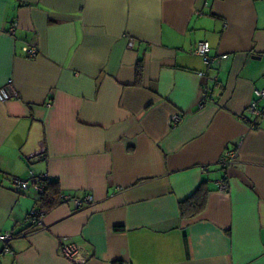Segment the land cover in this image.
Returning <instances> with one entry per match:
<instances>
[{
  "label": "crops",
  "instance_id": "obj_1",
  "mask_svg": "<svg viewBox=\"0 0 264 264\" xmlns=\"http://www.w3.org/2000/svg\"><path fill=\"white\" fill-rule=\"evenodd\" d=\"M199 40L226 58L206 65ZM8 82L0 232L22 230L36 205L11 181L30 171L92 202L49 210L11 254L0 241V264H264V111L247 112L264 87V0H0ZM227 148L237 156L220 191ZM198 188L203 210L182 216ZM61 241L85 260L65 258Z\"/></svg>",
  "mask_w": 264,
  "mask_h": 264
},
{
  "label": "built area",
  "instance_id": "obj_2",
  "mask_svg": "<svg viewBox=\"0 0 264 264\" xmlns=\"http://www.w3.org/2000/svg\"><path fill=\"white\" fill-rule=\"evenodd\" d=\"M132 45V40L129 41V46ZM209 42L205 40H199L195 43L192 52L198 54L202 57L204 63L206 65H212L214 63L219 62L221 59L226 58L225 54L221 55H212L209 53ZM24 52L33 57L37 54V49L31 46H24ZM200 75L204 73L200 72ZM212 81H216V75L210 76ZM205 90V98H208L209 87L204 86ZM16 91L12 87V85L8 82L7 85L0 89V100H8L12 96H16ZM253 98L250 101L247 112L252 115L254 118H258L261 116L262 111H264V87L256 88L253 91ZM201 105V104H200ZM183 119V115L179 112L172 114L169 118V123L171 126L177 125ZM250 127H254L255 124L253 121H249ZM237 152L234 148H227L221 154L218 164L222 168L224 175L219 180L216 181L217 189L220 191L228 190V182H227V172L229 168L236 161ZM202 170H207V165L201 166ZM49 180L50 176L47 174L34 175L31 171L28 174V177H13L11 179L12 183L17 187V189L21 192H25L28 190H32L37 197L39 193L43 189V181L41 180ZM63 203L72 202L75 208H79L83 205L89 204L92 202V197L89 194L84 195L83 197H75L69 194H63L62 196ZM44 209H36V207L32 208L27 215L24 226L25 229L20 230L19 232L13 231H5L0 232V241L3 243V252L4 253H13V250L9 244L10 240H12L15 236H24L27 234L29 230L35 229L41 225L42 218L44 213ZM60 253L67 259L74 261L75 263H82L85 260V256L83 255L80 246L72 241H61L59 247ZM124 264H131L126 262Z\"/></svg>",
  "mask_w": 264,
  "mask_h": 264
},
{
  "label": "trees",
  "instance_id": "obj_3",
  "mask_svg": "<svg viewBox=\"0 0 264 264\" xmlns=\"http://www.w3.org/2000/svg\"><path fill=\"white\" fill-rule=\"evenodd\" d=\"M43 181V189L36 199V209H44V213L63 203V191L59 183L53 179ZM206 193L198 188L190 197L179 203V210L182 216L193 217L198 215L204 208ZM34 207V208H35ZM29 214V212H28ZM27 214V215H28ZM27 217V216H26ZM25 229V227L23 228Z\"/></svg>",
  "mask_w": 264,
  "mask_h": 264
}]
</instances>
